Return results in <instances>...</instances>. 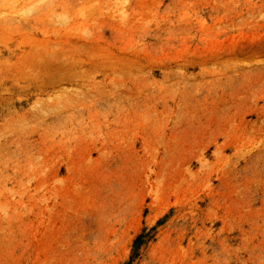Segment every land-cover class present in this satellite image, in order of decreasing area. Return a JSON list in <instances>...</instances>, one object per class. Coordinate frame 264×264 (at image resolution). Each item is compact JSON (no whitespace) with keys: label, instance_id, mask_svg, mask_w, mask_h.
<instances>
[{"label":"rangeland","instance_id":"1","mask_svg":"<svg viewBox=\"0 0 264 264\" xmlns=\"http://www.w3.org/2000/svg\"><path fill=\"white\" fill-rule=\"evenodd\" d=\"M0 264H264V0H0Z\"/></svg>","mask_w":264,"mask_h":264}]
</instances>
